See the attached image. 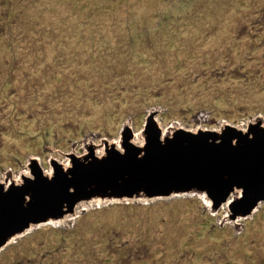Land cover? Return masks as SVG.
Listing matches in <instances>:
<instances>
[{
	"label": "rangeland",
	"instance_id": "374dc122",
	"mask_svg": "<svg viewBox=\"0 0 264 264\" xmlns=\"http://www.w3.org/2000/svg\"><path fill=\"white\" fill-rule=\"evenodd\" d=\"M152 114L163 133L264 126V0H0V181L142 144ZM74 211L0 264H264V201L238 219L195 193Z\"/></svg>",
	"mask_w": 264,
	"mask_h": 264
},
{
	"label": "water",
	"instance_id": "95a60500",
	"mask_svg": "<svg viewBox=\"0 0 264 264\" xmlns=\"http://www.w3.org/2000/svg\"><path fill=\"white\" fill-rule=\"evenodd\" d=\"M246 125L163 133L152 114L142 144L127 132L122 150L90 151V160L68 154L67 165L52 159L48 175L34 162L31 175L0 181V248L32 224L74 215L78 203L92 201L195 193L214 209L227 203L229 219L249 216L264 201V126Z\"/></svg>",
	"mask_w": 264,
	"mask_h": 264
},
{
	"label": "bare ground",
	"instance_id": "6f19581e",
	"mask_svg": "<svg viewBox=\"0 0 264 264\" xmlns=\"http://www.w3.org/2000/svg\"><path fill=\"white\" fill-rule=\"evenodd\" d=\"M23 175V174H22ZM24 175H26V174H24ZM20 178V177H19ZM23 183V182H22ZM234 194V193H233ZM29 196V195H28ZM96 200H99V199H96ZM82 204H84V203H82ZM68 214V215H67ZM71 214H69V213H66V214H64L63 216H61V217H58V218H56V219H53V218H49V220H47L46 222H49V223H51V222H53V223H57V222H60V223H62V222H64L65 220H67L68 219V217L70 216ZM229 217H230V215H229ZM46 222H42V223H46ZM33 226H34V224H32L31 226H29L28 228H26V229H24L23 231V233L22 234H20V235H17V236H12L11 238H10V240H7V242L5 243V245L4 246H6V245H8L9 243H11L16 237H18V236H21V235H23L24 233H26V232H28V231H30V230H32L33 229ZM3 246V247H4ZM2 247V248H3ZM2 248H0V249H2Z\"/></svg>",
	"mask_w": 264,
	"mask_h": 264
}]
</instances>
